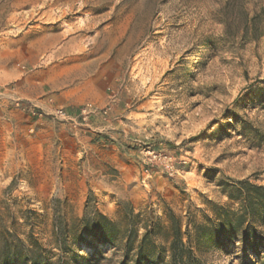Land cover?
I'll list each match as a JSON object with an SVG mask.
<instances>
[{
    "label": "rangeland",
    "instance_id": "1",
    "mask_svg": "<svg viewBox=\"0 0 264 264\" xmlns=\"http://www.w3.org/2000/svg\"><path fill=\"white\" fill-rule=\"evenodd\" d=\"M239 181L264 0H0V264H173L176 229L184 264H264L260 215L223 218Z\"/></svg>",
    "mask_w": 264,
    "mask_h": 264
},
{
    "label": "trees",
    "instance_id": "2",
    "mask_svg": "<svg viewBox=\"0 0 264 264\" xmlns=\"http://www.w3.org/2000/svg\"><path fill=\"white\" fill-rule=\"evenodd\" d=\"M236 195L232 196V199L237 200L240 203V210L236 212H228L224 214V221L226 224L231 225V236L238 235L244 231V235L247 240H250L251 232L255 231L253 216L255 214L260 215L261 221L264 223V187L253 185L248 181H239L235 185ZM181 231L175 230L174 240L171 244L172 250V262L173 264H184L183 255L180 253L179 247L181 246L180 239ZM259 242L254 244L255 248H258L260 243L264 240V234L258 233ZM145 237L143 238L144 241ZM142 246L139 248V251ZM142 251V250H141ZM138 253V256L142 258V252Z\"/></svg>",
    "mask_w": 264,
    "mask_h": 264
},
{
    "label": "built area",
    "instance_id": "3",
    "mask_svg": "<svg viewBox=\"0 0 264 264\" xmlns=\"http://www.w3.org/2000/svg\"><path fill=\"white\" fill-rule=\"evenodd\" d=\"M58 114H61V115H64L65 116V113L62 112V111H58Z\"/></svg>",
    "mask_w": 264,
    "mask_h": 264
}]
</instances>
